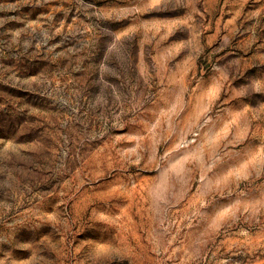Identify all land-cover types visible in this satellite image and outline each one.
<instances>
[{
  "label": "rangeland",
  "instance_id": "1",
  "mask_svg": "<svg viewBox=\"0 0 264 264\" xmlns=\"http://www.w3.org/2000/svg\"><path fill=\"white\" fill-rule=\"evenodd\" d=\"M0 264H264V0H0Z\"/></svg>",
  "mask_w": 264,
  "mask_h": 264
}]
</instances>
